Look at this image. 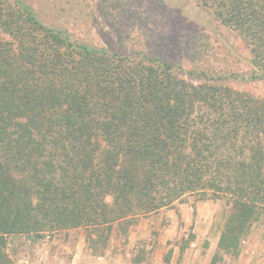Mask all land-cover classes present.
<instances>
[{"label":"trees","instance_id":"obj_1","mask_svg":"<svg viewBox=\"0 0 264 264\" xmlns=\"http://www.w3.org/2000/svg\"><path fill=\"white\" fill-rule=\"evenodd\" d=\"M192 1L241 41L245 70L207 47L177 62L77 42L0 0V264L11 237L79 228L97 252L187 196L229 205L216 257L264 221V97L242 89L264 82V0ZM103 2L122 44L147 38L148 0Z\"/></svg>","mask_w":264,"mask_h":264},{"label":"rangeland","instance_id":"obj_2","mask_svg":"<svg viewBox=\"0 0 264 264\" xmlns=\"http://www.w3.org/2000/svg\"><path fill=\"white\" fill-rule=\"evenodd\" d=\"M25 1L44 24L66 30L77 42L122 53L145 49L177 62L192 55V49L207 47L215 53L216 61L229 51L237 60L227 55L225 64L245 70L247 52L241 41L220 28L192 0H148L156 15L148 22L147 38L138 33L139 40L143 38L140 42L127 40L125 44L112 25L118 21L104 0ZM242 89L264 97V82ZM228 210L225 198L187 196L172 207L139 216L127 231L114 225L106 246L95 244L97 252L84 228L41 237H11L7 248L14 264H71L77 253L82 254L80 264H264V221L252 226L236 255L216 257ZM106 256H113L110 262L101 259ZM165 257H170L168 263Z\"/></svg>","mask_w":264,"mask_h":264},{"label":"crops","instance_id":"obj_3","mask_svg":"<svg viewBox=\"0 0 264 264\" xmlns=\"http://www.w3.org/2000/svg\"><path fill=\"white\" fill-rule=\"evenodd\" d=\"M112 257L113 256H106V257H101V259L103 260V261H105V262H110L111 261V259H112ZM81 259H82V254H76L75 256H74V259L72 260V263L71 264H80L81 263Z\"/></svg>","mask_w":264,"mask_h":264}]
</instances>
